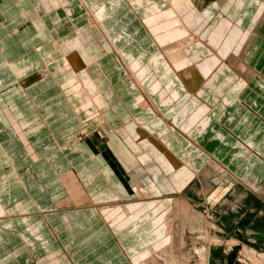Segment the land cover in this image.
<instances>
[{
  "label": "crops",
  "instance_id": "1",
  "mask_svg": "<svg viewBox=\"0 0 264 264\" xmlns=\"http://www.w3.org/2000/svg\"><path fill=\"white\" fill-rule=\"evenodd\" d=\"M165 1L0 0V95L8 102H3L5 103L3 111L0 109V127L5 128L4 130L8 128L11 133L9 139L16 142L15 145L20 149L21 154L31 156L30 159H33L35 165L41 164V156L45 149L50 150L45 154L47 169L39 173L35 183L37 187L39 184L42 186L41 189L38 187L39 196L48 199V202L41 201L29 187L28 181L31 178L27 177L26 168L28 156L19 155L18 159L22 163L20 170H16L15 167L9 172L0 174V264H75L77 258L75 253L63 250L68 242L75 241V235L71 231L73 224L69 220L70 213L59 215L61 208L56 194L60 182L64 184L62 176L70 172L74 173L86 188L85 195L79 197L83 198L80 203L90 202V198L99 197L101 194H108L114 196L113 199L122 201L134 197L136 202L132 204L138 202L143 204L147 200L145 207L155 202L168 205L172 200L175 201L177 196L182 197L186 189L212 168L209 164L213 158L227 166L230 160L240 158L242 161L239 171L230 170L232 171L230 175L218 179L219 186L226 192L235 190L236 185L241 184L255 193L261 183H264V23H262L264 0H228V5L217 4L215 0L209 1L210 5H216L213 11L208 10V14L206 13L209 17L213 15L211 26L223 12L238 10L237 17L231 20L237 21L245 33V38L240 39L234 47L228 65L223 67L220 64L211 79V81L215 80L217 86L216 95H210L206 91L201 96L193 98L190 103L184 104L186 93L182 89L179 90L176 84L175 89L179 92L180 99L175 101L167 99L168 102H165L166 100L161 99V94L151 92L153 100L164 109L144 110L137 105V102L141 98L145 100V95L131 79L134 89L129 88L126 81L128 79L124 80L125 77H122L126 70L117 52L112 46L109 50V47L102 44L101 50L104 52L98 51L96 61L90 62L86 68L87 73L80 76L82 81L88 83V89L92 91L93 96L102 93L101 97L106 108L87 112L81 106L77 107L78 97L74 89V80L71 81L67 73L70 60L65 47L99 28L91 9L95 6L101 7L100 10L104 15L103 28L107 29L111 37L116 40L118 48L132 57L131 63L137 65L140 63L137 60L139 58L142 59V64L146 65L150 59L161 53L160 47L155 45L158 46L159 43L164 47L173 45L169 31L150 35L144 25V19L154 13V7L159 10L166 7V11L171 10ZM223 1L225 3L227 0ZM203 11H207V8ZM209 17L206 21H209ZM248 47H250L248 61L256 71V76L252 80L245 78L238 69L242 59L241 51ZM206 49L202 47L198 52L201 56L204 54L206 59H213L214 55ZM42 73L45 75L42 76ZM117 73L121 76H115ZM162 73L163 71H158L155 76L160 77ZM254 73L252 72L250 76H254ZM152 75L154 74H151V81H155L156 77ZM173 78L172 75L164 83ZM90 85H94L97 91L94 92ZM32 86L38 87L36 91L39 89V92L31 94L29 87ZM44 86L46 89L41 90ZM51 86L64 87L65 91L70 87L74 94L69 96L63 92V89H60L62 93L55 89V93L51 94L50 89L47 90V87ZM51 99L57 104L44 110L45 102ZM193 101L196 103H192ZM17 102L27 104L21 111L16 110V113L12 110H15L17 104L12 105V103ZM42 102L41 109L39 104ZM173 104L175 105L172 107ZM182 107L190 109L197 107L195 114L199 117L206 115L202 124L191 117L189 120L192 121L187 129L185 128L186 130L177 128L173 123H178L176 116ZM35 118H39L47 135L44 138L46 141L36 146L34 150L32 146H28V133H42V129L37 125L34 129H28L27 121ZM162 118H168L169 126H167L172 127L174 134L170 131V134L163 133L164 136L161 134L164 128V130L168 129L163 124ZM93 119L97 122H93ZM154 124L164 127L157 131L159 137L155 133ZM101 125L109 132L125 130L138 145L143 154H140L136 160L137 167L136 165L132 167L131 164L129 166L125 162V153L122 150L112 148V138L110 142L106 136L104 142L109 143L108 145L98 141L100 140L98 136L86 138L101 133L109 134L99 128ZM139 125L142 126V130L149 133L155 143L144 145L145 143L135 141L131 133L135 134L134 129ZM78 132L85 136V140H76ZM154 135L157 136L155 137L158 141L154 139ZM6 144L12 146V143L6 140L2 147L0 146V157L4 168L11 163L9 161L11 157L1 152ZM247 147L248 152H246ZM137 152L134 150V153ZM165 153L174 156L173 159H178L182 163L180 170H173L167 166L161 158ZM138 155L139 153L136 154L137 157ZM156 168L161 171L159 173L164 179L169 181L163 182L164 186L155 182L153 171H157ZM256 169L259 172L253 174L252 171ZM188 171L192 174L198 173L199 177L195 178L196 176L192 175L191 180L184 185L176 183L177 189L183 187L179 190L180 193H171L169 183L173 185V181L175 183L179 176ZM163 177L159 180L163 181ZM44 182L49 184L44 185ZM246 183H252L253 186L250 187ZM104 185L107 188L109 185L114 192L103 190L106 188ZM64 188L72 194L69 198L70 193L67 192L69 199H66L65 204L70 207L77 205L74 191L65 184ZM151 199L155 200L151 201ZM132 204L125 207L118 205L115 209H127ZM88 214H84L80 219L86 221L89 218ZM100 214L105 226L99 225L100 232L88 243L98 246L91 260L94 264H101L115 254L116 260L119 261L117 264H131L133 252H128V249L138 246L139 237L130 233L127 239L123 240L120 238L123 232L112 229L111 219L104 216L103 209ZM147 230L148 228L142 229L140 232L142 236ZM231 249H233L230 251L231 256L239 254H235V248L229 250ZM227 252L226 260L231 258L230 253ZM214 261L220 264L218 259L215 258Z\"/></svg>",
  "mask_w": 264,
  "mask_h": 264
},
{
  "label": "rangeland",
  "instance_id": "2",
  "mask_svg": "<svg viewBox=\"0 0 264 264\" xmlns=\"http://www.w3.org/2000/svg\"><path fill=\"white\" fill-rule=\"evenodd\" d=\"M209 1L210 0L206 1V4L204 5L203 8H207L208 10L211 9L213 11L215 9L216 5H214V4L210 5ZM215 1H217L216 2L217 4H220V3L226 4L227 3L226 5H228V3H229L228 0L225 3L223 0L222 1L221 0H215ZM228 10H230V7ZM229 12L228 13L231 16H236L238 14V10L237 11L231 10ZM77 14H78V12H77ZM212 14H214V13H212ZM222 14H225V13L223 12ZM92 16H93V13H92ZM211 16H213V15H211ZM79 22L80 21H77V23H79ZM206 27L210 28L209 22H207ZM107 32H108V30H107ZM215 32L216 33L213 34L212 38L213 39H220V41L222 42V38L224 37V34H221L219 29H217V31H215ZM90 33L79 38V39H77V42L79 43V48H80V51L78 50V54H77V57H78L76 60L77 62L82 61V62L86 63V61H91V62L96 61L95 58H96L97 52L99 50L97 49V46L94 45L93 43L97 44V37H96V34H94L93 32H90ZM171 40H172L171 42L173 45H170V48H173L174 44H176V42L172 38H171ZM75 42H76V40H75ZM104 45L109 47V50L112 49L110 44L107 43ZM192 47L194 48L193 50H196L194 46H192ZM205 48H207V47H205ZM207 49L210 51L209 48H207ZM207 49H206V51H207ZM75 51H77V50H75ZM200 54H198L199 57L203 56L201 58V59H203V61L200 59L201 63H203L206 66V69H205L206 74L204 71L205 77H204V80H202V81H209L213 78V75L215 74L217 67L218 66L220 67L221 63H220V60H218L219 58L216 57V55L214 54V52H211V54L214 55L213 59H211V58L206 59L204 54L202 56ZM119 60L121 61V59H119ZM248 64H249L250 68L254 69L251 65V62H249ZM123 66L125 67L126 72H124V74H122L123 75L122 77L123 78L125 77L124 80L128 79V80H126L128 83V86L130 89L133 90L134 86H133L132 82L130 81V75H129V72L127 70L126 63H123ZM202 67H203V65H202ZM207 70H208V72H207ZM253 72H255L254 76L253 75L252 76L243 75V76L247 79L252 80L256 76V71H253ZM44 75L45 74L42 73V76H44ZM115 76L119 77L121 75H120V73H117ZM112 78H115V77H112ZM70 80L71 81L74 80L75 81L74 83H76V79L74 77H71ZM189 84H190L189 82H186V84L184 85L186 87L187 91L191 90L189 87L190 86ZM45 87L46 86L42 87L41 90H43V89L45 90L46 89ZM144 87L145 86H143V88ZM37 88L38 87H36V86L29 87L30 93L35 94V93L39 92V89H38V91H36ZM55 89H57L58 92H60V93H62V91L60 89H63V92L67 93V95H69V96H72L74 94L73 90L70 87H67V91H65L64 87H61V86L60 87L59 86L47 87V90H49V92L51 94L55 93V91H56ZM139 90H140V88H139ZM148 90L149 89L147 87H145V91L144 92L141 91V93H145ZM50 93H49V95H51ZM188 94L189 93L186 92V95H188ZM77 95H78V93H77ZM56 96H59V95H56ZM0 99L3 100V101L2 100L0 101V109L3 111L4 104L8 103V102L4 101V98L2 95H0ZM3 102H5V103H3ZM16 104H17V106H16L15 110H12V111H15L17 113V111L18 110L21 111V109L24 108L23 106L26 105L27 103H19V102L12 103V105H16ZM56 104H57V102H53L51 99V100H49V102H45L43 109L47 110ZM39 105L42 109L43 102ZM78 106H81L83 108V106L80 105L79 102H77V107ZM102 106H103V108H106L105 107L106 105L104 104V102H102ZM12 109H14V108H12ZM27 122H28L27 125H29L28 129L29 128L34 129V127L36 125H37V127L39 126V128L41 127V129H42V133H38V132H37V134L36 133H31V134L28 133L29 134L28 146H32L35 150L36 146L38 147L42 143H44V141H46V140H44V138H46L47 134H46L44 126H42L39 118L38 119L37 118L29 119V121H27ZM93 122H97L96 119H93ZM151 123H152V120H151L150 124ZM154 125H155V127H154L155 133H156V135L159 136V134H157V131L159 132V129L164 128V127H163V125L162 126H158L157 124H154ZM174 125L177 128L179 127V125L177 126L176 123ZM139 126H141V125H139ZM99 128L103 129L104 131H106L109 134H104V133L102 134L101 133V135H94V136H89L86 138L89 139V138L98 136V138L100 139L98 141H102L104 143V145L109 144V143L107 144L104 142L106 136L108 137L110 142H111V138H112V143H111L112 148L117 149V150H122L125 153V162L128 165L131 164L132 167H134V165H136V167H137L136 160H138L140 154H143V152H141V150L138 149L139 148L138 146L133 147L134 144H130L131 139H129V137H125L124 130H119V132L118 131L109 132L106 129V127L102 126V125ZM170 128L172 129L171 126H170ZM4 129L5 128L0 127V143L3 144L6 140L7 142H11L12 146H10L9 144H6L5 147L2 148L1 152H3L5 155L7 153L8 157H11V159L9 160L11 163L4 168L2 165V161H1L2 158L0 157V174L5 173V172H9V170H12V168H15V167H16L15 168L16 170H20L21 169L20 166L22 165V163H20V159H18L19 155L21 154L20 149L17 148V146L15 145L16 144L15 141L9 139L11 133L9 132L8 128L6 130H4ZM164 129L162 130V133H161L163 136H164V134H167V133L170 134V132L167 129L166 130H164ZM171 133L174 134L173 130ZM119 136H120V138H119ZM76 140H82L83 141V140H85V136L82 133L80 134V132H78ZM125 143L128 145H126ZM2 144H0L1 147H2ZM124 144H125V147L122 148V145H124ZM134 150L138 151L137 152V153H139L138 157L136 156L137 153H134ZM248 151H249V148L247 147L246 152H248ZM48 152H50V150L45 149L43 156H41V164H38V165H35V162L33 161V159L32 160L30 159L31 156H29L27 154H21L23 156H28V163L26 164V168L28 171L27 177L29 176L31 178V180L28 181L30 184L29 187L31 188V191L41 201L43 200V202H48V199H46V198L43 199L42 197L39 196L38 191H40V190L38 189V187L41 189L42 186L39 184V186L37 187V185L35 186V183L38 180L37 177H39V173H41L42 171H45L47 169V166L45 164V160H46L45 154H47ZM133 155L137 158H133L134 157ZM172 157H174V156H172ZM211 160H213L212 161L213 163H217L220 167H222L223 171H225V174L223 172H218L217 170H215V168L213 166H211L209 164L211 167H213L214 170H212V168H209L199 179H197L188 189L185 190L182 197L175 195L178 197V198H175V201L177 200V202H185L187 204L188 211L186 212V211L182 210L180 212V215L182 217L184 216L182 219H183V224L185 225L186 228L190 227L189 229L192 230V226H193V228H204V230H206V231H211L213 233V238L223 240L222 244L215 246L211 249L210 242H206L204 244H201V243H199V241H195L194 239H196V237H192V235L189 233L190 231L188 229H186L188 232H187V234H184L185 242H186V245H184L185 247L181 246L178 242H176L177 243L176 244L174 242L175 240L173 241V239L171 238L173 236H170V234L167 237L162 236V240H160L161 244H159L161 246V248H163V252H161V254H160L161 256H159L160 260L163 261L162 262L163 264H171V262H175V263L178 262L181 264L182 263L183 264H217L214 261V259L216 258L219 260L220 264H264V183H261V185L259 186V189H258L259 192H258V190L255 192L257 194H255L254 192H250L248 190L249 187H247V186L243 187L241 184H237L235 187V190H231V191L227 190V192H226V190H222V187L219 186L220 182H217V181L219 178H223L227 175H230L232 172L229 170L228 166L223 164L222 161H220L218 159H214V158ZM176 161H178L177 165L182 167V163L178 159ZM238 161H239V163H237ZM228 162H229L230 169L233 172L239 171L240 165L242 164V161L240 160V158H236V160H234V161L230 160ZM166 164L169 168H173V165H170L169 161H167V160H166ZM156 169H157V171H153L154 175L152 173L151 174L156 178L155 182H158L159 185L164 186L163 182L168 183L169 181H167V179L166 180L164 179V177L159 173L161 171L158 168H156ZM173 169H175V168H173ZM10 172H12V171H10ZM227 172L229 174H227ZM258 172H259L258 169H256L255 171H252L253 174H256ZM158 173L161 176L158 175ZM241 174H245V173H241ZM66 175L71 176L74 184L71 183L70 185H68L66 183V179H67ZM94 176H96V175H94ZM162 177H163V181L159 180ZM198 177L199 176H196L195 178H198ZM235 180H236V178H235ZM31 181H33V184H31ZM62 181L64 182L65 185L70 186L71 190L74 191V197L77 198L76 199L77 205L70 207L69 205L65 204L66 199L68 200L70 197H72V194H71V192H69V190L66 189L67 190L66 191L64 188V184L62 182H60L61 184H60L59 188L56 190V194L58 195L59 202H60L59 207L61 208L59 215H62V214L66 215V214L70 213L69 220H70V223L73 224V229H71V231H72L73 235H75L74 236L75 241L72 242L73 241L72 240V241L68 242L67 246L63 247V250H64V252L67 251L70 253H73V252L75 253V255L77 257L76 258L77 260L75 259V264H94V261L91 260V258L95 255L94 251L98 249V246H96L94 244L90 245L88 243L92 240V238L96 237L98 235V233L100 232V230L98 229L99 225H101V227L105 226V224L102 222L100 212L102 211V209H103V213L104 212L106 213L107 210H116L115 206H118V205L125 207L128 204H132V203L136 202V198L132 197V198H134V200H132V198H131L130 200L128 199V201H122V200L113 199L114 196H112V195L101 194V195H99V197H93V199L90 198L91 199L90 202L80 203V201H82L83 198H79V197H83L85 195L86 188H85V186H83L80 183L77 176L74 173L70 172V173L62 176ZM48 184H49V182H44V185H48ZM104 184H107V183H104ZM182 184L184 185L186 183L182 182ZM246 184L248 186H250V185L253 186L252 183H246ZM44 185H43V189H44ZM169 186H171L170 189H172L171 193H180L179 190H181L183 187L182 186L179 189H177V188L175 189L174 181H173V185L169 183ZM103 190H109V192L110 191L114 192L113 189L109 188V185H108V188L106 187ZM44 191H46V190H44ZM67 192L70 193L69 198H67ZM104 192H107V191H104ZM109 192H107V193H109ZM206 193H207V196H206ZM109 194H112V193H109ZM86 196H88V194ZM169 196H172V195H169ZM213 197H216V198H213ZM109 199H113V200H109ZM153 200H155V199H151V201H153ZM140 201H144V200H140ZM175 201L172 200V202H170L168 204L169 208H171V211H173V209L175 210V208H176L175 206H173V203H176ZM147 202L148 201L146 200L145 203H143V204L138 202V203L129 205L127 209H129V210H131L132 208H134V209L135 208H137V209L141 208L142 209L143 207H145V204ZM152 204L158 205V203L155 202V203H150L148 206H152ZM159 205H162V204H159ZM168 205H166V206H168ZM111 206L113 208H109ZM127 209H126V211H127ZM173 212H171V213H173ZM86 213H89L88 214L89 218L86 219V221L83 219H80ZM175 213H176V210H175ZM3 216H4V213H3ZM104 216H105V214H104ZM172 217H173V214H172ZM197 217H198V219H197ZM186 218L189 220L188 222H187ZM202 218H204V220H206V222H204V225L202 224V222H203ZM184 220H186V221H184ZM157 222H159V224L163 225V223L161 221H157ZM107 227H108V225H107ZM111 227L113 230H115L112 225H111ZM129 234H130V230L123 231V234L120 235V238L125 240L129 236ZM69 237H70V235H69ZM69 239H73V238H69ZM164 242H166V243H164ZM202 246L210 249V252H209L210 255L206 257V259H207L206 262L203 260V256H201V254L196 251L197 247H199V249H200ZM143 247L144 246H142L139 249V252H140L142 257H146V256H148V254H147L148 249L146 250ZM230 248H235V254H238V253L239 254L235 255V256L234 255L231 256L232 253H230L231 258L226 260V256H225V255H227L226 252L228 251V253H229L230 251H232V250H229ZM154 250H155V248L149 249L148 253L149 254L153 253ZM129 251H131V250L128 249V252ZM131 254H132L131 255V257H132V260H131L132 263L131 264H136L135 260H134L135 257H133L136 253H131ZM199 256H201V257H199ZM250 257H252V258H250ZM243 259L246 261L244 262ZM118 262L119 261L116 260L115 254L114 255L112 254L111 259L108 258V261L103 262L101 264H117ZM95 264H98V263H95Z\"/></svg>",
  "mask_w": 264,
  "mask_h": 264
},
{
  "label": "bare ground",
  "instance_id": "3",
  "mask_svg": "<svg viewBox=\"0 0 264 264\" xmlns=\"http://www.w3.org/2000/svg\"><path fill=\"white\" fill-rule=\"evenodd\" d=\"M206 1L207 0H166L165 2L166 4L168 3L169 8L171 9L170 11H166L167 10L166 7L163 8L162 10H159V8L154 7V13L153 14L150 13L151 16L149 17L147 16L148 18L144 19L145 21L144 25L146 29L149 31L150 35L151 34L153 35L154 33L169 31L168 33L170 34L171 38L174 39L176 44H174L173 48H170L169 45H168L169 47H164L160 45V43L158 44V46L155 45V47H160V50L159 49L158 50L161 51V53L159 52L158 55L155 56L153 55L154 57L150 59V61H148L146 65H143L142 59L139 60V58L137 60L142 65L140 63H137V65L131 63L132 57L129 54H126L123 51H121L116 44V40L111 37V35L109 34V32H107L106 29L103 28L102 20L104 19V15L100 10L101 7L99 8L98 6H95L91 9V13H93V17L97 21V24L99 26V28L93 30V33L96 34L97 37V44L96 43L93 44L97 46V49L99 51H102L101 50L102 44H107V43L110 44L117 52L121 61L123 63H126L127 70L130 75V79L140 88V91L144 92L145 87L149 89L147 92L142 93L143 95H145V100L147 102L141 98L137 102L138 104L136 103L138 106H141V108L143 109L150 108L156 110L164 109L162 106L159 107L155 102V100H153L152 93L161 94L160 97L163 101L166 100L165 102H168L167 99L168 100L171 99L172 101L180 99L179 92L177 91V89H175L177 88L176 87L177 85L180 86L179 90L182 89L185 91L184 93L186 92L189 93L184 98V104L188 102L190 103V101L193 98H197L198 96H201L206 91L209 92L210 95L213 96L216 95L217 86L215 85V80L202 81L204 80L205 77L204 71L206 69V66L203 63H201L200 60L201 57H199L198 54L200 53L198 51H200L202 47H207L210 49V52H214L216 57L219 58L221 65L223 66L228 65V61L230 60L229 57H231L230 55L234 50V47L236 46L237 42L240 39L245 38V33L241 25L237 21L231 20V19H235L238 14L236 16H231L229 14L227 15L228 12L223 15L221 14V16L217 18V21H215L214 24L211 26V22H213V20L211 19L213 16L209 17L207 15L211 9L209 11L208 9L207 11H203L205 9L203 7L206 4ZM208 17H209V21H206ZM262 17L264 18V13ZM207 22H209L210 28L206 27ZM217 29L220 30L221 34H224V37L222 38V42L220 41V39L212 38L213 34L216 33L215 31H217ZM206 37L208 39H206ZM192 46H194L196 50H193L194 48ZM249 48L250 47L244 48L241 51L240 55L242 59L241 61L239 60L240 64L238 67V69L241 70V72L244 75H248V76H250L254 70L250 68L248 64ZM78 50L80 51L79 43L77 42V40L76 42L74 41L65 47L66 53L70 52L68 56L70 60V67L67 69V73L70 77H74L76 79V83H74V89L78 93L77 95L78 98L76 102H79V104L82 105L83 109L87 112L92 111V109L102 110L104 106V105L102 106V102H103V97H101L102 93L93 96L91 94L92 91H89L88 89V85H87L88 83L86 84L85 80L82 81L80 76L81 74L87 73L86 68L87 66H89L88 64H90L91 61H86V63L82 61L77 62L76 60L78 58L77 57ZM162 62L164 63L163 66L160 68ZM202 65L204 68L202 67ZM150 68H152V70H149ZM158 71L160 72L163 71L162 73L163 75L160 77L155 76L157 75ZM151 74H154L152 76L156 77L155 81L154 80L151 81ZM172 75L174 76V78L171 79V81H167V83H164L168 78H171ZM186 82L190 83L189 87L191 90L187 91L186 87L184 86ZM143 86L145 87L143 88ZM89 87L94 92L97 91L94 85H90ZM93 94L95 95V93ZM172 101L170 102L171 104L173 103ZM192 103H196V102L193 101ZM174 105L175 104H173L172 107ZM198 106L199 105H197V107ZM197 107H195L194 109H190L189 107L186 108L182 107L180 111L177 112L176 120L178 121V123L176 125L177 126L179 125L178 127L179 129H185V128L187 129V126L192 121L189 120L191 117H193V120H196L199 123L201 122L202 124V121L203 119H205L206 115L199 117L197 114H195V110ZM167 119L168 118H162L161 120H163L164 122L163 124H165L166 127L168 128L169 124L167 123ZM146 129H148V126ZM167 130L172 132V129L170 127ZM134 132L135 134L131 133V135L138 143H145L144 145H152L153 143L156 142L153 140V138H151L148 132L144 131V129L142 130V126L135 127ZM133 134L135 137L133 136ZM125 135H127L126 132ZM155 136L156 135H154V139H156L157 137ZM127 137L129 136L127 135ZM129 139L131 138L129 137ZM130 144H134L133 147L138 146L137 144H135V142L132 139ZM161 158L164 159L165 162L166 160L169 161L170 165H173V168L175 169L173 168L171 169L180 170L181 167L177 165L178 162L175 159H173V157L170 154L165 153V155L161 156ZM210 165L213 166L215 170H217L218 172H223L225 174V171H223L222 167H220L217 163L212 162ZM228 168L229 170H231L229 166ZM188 174L190 175L187 177ZM227 174L229 173L227 172ZM192 175L195 177L198 175V173L192 174L191 172L188 171V173L184 172L181 176H179V178L174 183L175 189H176V183H178L179 185H181L182 182L187 183L188 180H191ZM66 183L68 185H70L71 183L74 184L70 175L67 176ZM175 202L176 203H173V206L176 207L175 208L176 213L174 209H173L174 212L171 211L169 205L166 206L164 204L162 205L152 204V206L145 207V209L132 208L131 210L127 209V211L126 209L107 210V212L105 213V216L108 219L109 218L111 219L110 224L113 226V228L116 231L123 232L126 230H130V233L132 235L139 237L140 241L138 242V246L129 248V250H131L133 253H136L133 256L135 257L134 260L136 264H163L162 263L163 261L160 260L159 258V256H161L160 255L161 252H163V248H161V246L159 245L161 244L160 240H162V236L167 237L170 234V236H173L171 238L173 239V241L175 240L174 241L175 243L178 242L181 246H184L186 245L184 234H187L188 232L186 229L190 231L189 233L192 235V237H196V239H194L195 241H199V243L201 244L210 242L211 249L215 246L222 244L223 240L213 238V233L211 231H206L204 230V228H193V226H192V230L189 229L190 227L186 228L185 225L183 224V219H182L184 216L182 217L180 215V212L182 210L186 212L188 211L187 204L185 202H177V200ZM157 221H161L163 225L159 224V222ZM188 221L189 220L187 219V222ZM202 221H203L202 224L204 225V222H206V220L202 218ZM143 228H148L144 236H142V234L140 233ZM142 246H144L143 247L144 249L146 250L148 249L147 250L148 252L149 249L152 248H155V250L153 251V253L150 254L147 252L148 256L142 257L140 252L137 251V249L141 248ZM202 247L200 249L199 247H197L196 251L199 252L201 256H203V260L206 262L207 261L206 257L210 255L209 254L210 249L204 246ZM231 250L233 251V249ZM171 264H181V263L171 262Z\"/></svg>",
  "mask_w": 264,
  "mask_h": 264
}]
</instances>
